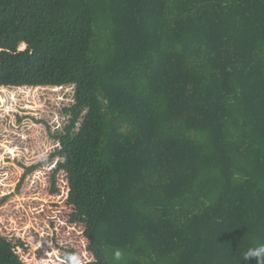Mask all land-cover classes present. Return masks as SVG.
<instances>
[{
	"label": "trees",
	"instance_id": "16d2710c",
	"mask_svg": "<svg viewBox=\"0 0 264 264\" xmlns=\"http://www.w3.org/2000/svg\"><path fill=\"white\" fill-rule=\"evenodd\" d=\"M65 87L53 192L98 264H260L264 0H0V88Z\"/></svg>",
	"mask_w": 264,
	"mask_h": 264
},
{
	"label": "rangeland",
	"instance_id": "374dc122",
	"mask_svg": "<svg viewBox=\"0 0 264 264\" xmlns=\"http://www.w3.org/2000/svg\"><path fill=\"white\" fill-rule=\"evenodd\" d=\"M73 97V87L0 88V234L24 264H66L70 249L81 264H98L86 251L85 220L68 202L66 173L53 192L59 145L48 127L63 126Z\"/></svg>",
	"mask_w": 264,
	"mask_h": 264
},
{
	"label": "clouds",
	"instance_id": "9594fccd",
	"mask_svg": "<svg viewBox=\"0 0 264 264\" xmlns=\"http://www.w3.org/2000/svg\"><path fill=\"white\" fill-rule=\"evenodd\" d=\"M250 257L258 258L260 264H264V242H258L244 252V261H247ZM65 261L66 264H81L80 257L77 254L66 255ZM110 261L111 264H125V253L119 248L113 250L110 255Z\"/></svg>",
	"mask_w": 264,
	"mask_h": 264
}]
</instances>
